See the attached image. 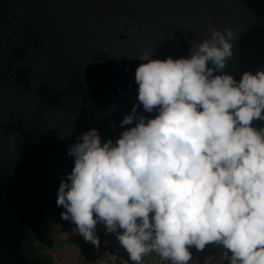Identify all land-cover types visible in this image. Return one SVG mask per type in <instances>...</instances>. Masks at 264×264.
I'll list each match as a JSON object with an SVG mask.
<instances>
[{
  "label": "clouds",
  "instance_id": "9594fccd",
  "mask_svg": "<svg viewBox=\"0 0 264 264\" xmlns=\"http://www.w3.org/2000/svg\"><path fill=\"white\" fill-rule=\"evenodd\" d=\"M209 29L188 57L143 51L124 130L105 141L92 128L68 151L61 219L96 247L103 225L132 264L152 253L200 264L194 252L209 246L221 251L203 264H264V128L253 123L264 120V69L224 72L238 33Z\"/></svg>",
  "mask_w": 264,
  "mask_h": 264
},
{
  "label": "water",
  "instance_id": "95a60500",
  "mask_svg": "<svg viewBox=\"0 0 264 264\" xmlns=\"http://www.w3.org/2000/svg\"><path fill=\"white\" fill-rule=\"evenodd\" d=\"M209 24L238 33L224 72L264 69V0H0V264H51L23 240L62 209L69 148L92 128L117 138L137 103L138 56L188 57Z\"/></svg>",
  "mask_w": 264,
  "mask_h": 264
},
{
  "label": "rangeland",
  "instance_id": "374dc122",
  "mask_svg": "<svg viewBox=\"0 0 264 264\" xmlns=\"http://www.w3.org/2000/svg\"><path fill=\"white\" fill-rule=\"evenodd\" d=\"M55 217V214L51 213L39 222V226L37 225L39 231L36 236L43 235L48 230L54 231L51 235L38 241L36 247L39 251V258H50L55 264H132L128 256L126 257L118 251L120 249L125 250L119 245L115 235L106 234L103 225L97 226L96 235L100 243L99 247H96L84 241L74 224L62 220L61 216L55 223ZM114 251L119 253L113 258L116 263H111L110 255ZM220 251L214 246H209L204 253L194 252V257H198L200 264H203L206 255H218ZM143 264H168V262L161 260L155 253H152L145 258Z\"/></svg>",
  "mask_w": 264,
  "mask_h": 264
},
{
  "label": "trees",
  "instance_id": "16d2710c",
  "mask_svg": "<svg viewBox=\"0 0 264 264\" xmlns=\"http://www.w3.org/2000/svg\"><path fill=\"white\" fill-rule=\"evenodd\" d=\"M62 211V210H60ZM54 214V213H53ZM50 215V214H48ZM55 220L54 222L57 223L58 222V218L60 217V213H56L55 214ZM39 226V225H38ZM37 226V227H38ZM37 227L33 230H31L26 237L23 240V250L26 252L27 256L29 259L31 260H35L38 262H42V263H51V264H55L52 260H50V258H39L38 257V248L36 247L38 241L48 235H51L54 231L52 230H48L46 231L43 235H37L39 229H37Z\"/></svg>",
  "mask_w": 264,
  "mask_h": 264
},
{
  "label": "crops",
  "instance_id": "0c3cea01",
  "mask_svg": "<svg viewBox=\"0 0 264 264\" xmlns=\"http://www.w3.org/2000/svg\"><path fill=\"white\" fill-rule=\"evenodd\" d=\"M118 251L121 252L124 256H126V257L128 256V254L126 253V251H123L122 249H120ZM118 251H114L113 254L110 255V262L111 263H116L115 262V259H113V258L115 257V255H118V253H119ZM111 257H112V259H111Z\"/></svg>",
  "mask_w": 264,
  "mask_h": 264
},
{
  "label": "flooded vegetation",
  "instance_id": "af4514ba",
  "mask_svg": "<svg viewBox=\"0 0 264 264\" xmlns=\"http://www.w3.org/2000/svg\"><path fill=\"white\" fill-rule=\"evenodd\" d=\"M63 209V208H62ZM62 209H59L56 213H58L60 210H62ZM56 213H54V214H56Z\"/></svg>",
  "mask_w": 264,
  "mask_h": 264
}]
</instances>
